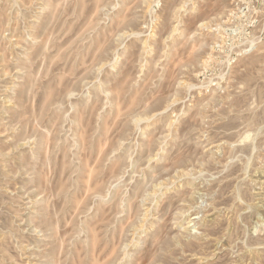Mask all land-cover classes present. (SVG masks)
Segmentation results:
<instances>
[{"label":"rangeland","instance_id":"rangeland-1","mask_svg":"<svg viewBox=\"0 0 264 264\" xmlns=\"http://www.w3.org/2000/svg\"><path fill=\"white\" fill-rule=\"evenodd\" d=\"M0 264H264V0H0Z\"/></svg>","mask_w":264,"mask_h":264}]
</instances>
